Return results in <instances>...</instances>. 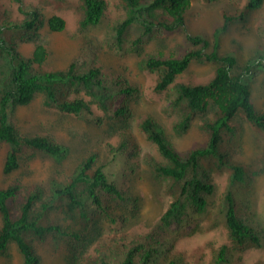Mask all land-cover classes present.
<instances>
[{
    "label": "trees",
    "instance_id": "1",
    "mask_svg": "<svg viewBox=\"0 0 264 264\" xmlns=\"http://www.w3.org/2000/svg\"><path fill=\"white\" fill-rule=\"evenodd\" d=\"M10 1L16 5V14L2 8L0 3V143L7 146L4 173L18 167V156L23 150L42 152L54 158H63L67 153V149L50 136L20 134L10 121L16 106L28 104L41 93L43 105L61 113H84L100 123L101 119L94 117L91 109V105H95L111 118L126 120L128 102L137 88L124 76L104 70L100 53L105 50L133 52L160 36L176 31L183 33L184 46L177 52H158L140 63L142 69L156 75L155 92L170 89L167 111L177 115L171 125L172 132L182 135L197 118L198 128L206 134V140L190 150L177 151L150 116L140 120V131L160 156L147 154L145 163L164 186L170 202L143 236L129 242L114 239L92 256L80 254L84 264H181L172 250L171 234L209 230L219 224L226 229L234 250L264 245V215L252 210L253 203L248 197L255 174L264 173V108L260 111L255 108L245 80L264 65V55L240 63L235 55L218 51L215 43L208 50L205 36L186 30L191 0H116L123 14L112 19L106 14L108 0H79L81 15L76 31L70 34L73 39L82 36L79 52L64 69L47 71L43 65L49 41L42 28L47 24L50 31H62L64 19L57 15L46 18L42 8L32 2ZM41 1L50 6L67 2ZM262 2L246 0L237 11L224 12L216 33L226 31L233 22L244 21ZM98 30L102 31L101 38L93 37L91 33ZM259 32L264 34V27ZM22 43L33 45L30 56L25 57L18 50ZM192 62L216 64L213 75L201 83L178 81V76ZM118 97L121 102L114 108ZM238 113L263 137L257 168L238 159L239 128L233 123ZM118 135L116 144H107L111 155L108 164L95 165L97 153L92 151L64 184L53 182L45 191L14 181L0 188V254H6L10 243H14L22 256L21 264H39L40 256L32 241H43L50 235L55 245L65 244L72 259L80 260L78 252L88 244L87 234L82 228L50 220L52 210L63 212L79 224L98 215L115 223L117 219L111 210L114 206L137 207L136 199L109 169L111 162L114 166L122 162L131 170L137 167V162L127 153L136 148L130 130L123 127ZM223 173L227 184L217 197L214 177ZM186 227H189L188 232ZM233 262L229 248L221 245L210 264Z\"/></svg>",
    "mask_w": 264,
    "mask_h": 264
},
{
    "label": "rangeland",
    "instance_id": "2",
    "mask_svg": "<svg viewBox=\"0 0 264 264\" xmlns=\"http://www.w3.org/2000/svg\"><path fill=\"white\" fill-rule=\"evenodd\" d=\"M25 1L41 7L46 18L57 15L64 19L65 27L62 31H50L47 24L42 28L43 34L49 41L48 56L43 69L47 71L64 69L72 57L79 52L83 41L82 36L73 39L70 35L76 31L77 21L81 15L78 7L79 0H67L65 3H56L53 6L44 5L41 0ZM245 1L191 0V7L186 15V30L191 34L205 36L209 42L208 50L215 43L218 51L235 55L240 63H247L259 55H264V34L259 32V29L264 27V0L261 7L251 11L244 21L233 22L226 31L216 33L222 23L223 13L237 11ZM116 2V0H108L106 12L108 19L123 14V9ZM0 3L2 8H9L16 14V5L10 0H0ZM91 35L101 38L102 31H94ZM181 46H184L183 33L176 31L148 41L133 52L115 53L105 50L100 53V63L104 70L124 76L137 88V93L128 102L129 115L126 120L111 118L95 105H91V109L93 116L101 119L100 123H96L93 117L84 113L79 115L61 113L44 106L41 93L36 94L28 104L18 105L13 109L10 121L20 134L50 136L64 146L67 153L63 158H54L42 152L23 150L18 156V167L10 173H4L2 168L7 146L0 143V188L18 181L22 185L37 186L47 191L53 182L64 184L79 163L92 151L97 153L95 165L108 164L111 155L107 144L117 143L118 132L123 127L130 130L136 143L135 150L127 152L128 157L137 162L135 169H128L127 164L122 162H119L117 166L111 165V162L109 169L118 176L121 186L136 199L137 207L114 206L111 210L117 219L115 223L105 216L98 215L79 224L63 212L52 210L50 220L64 226L82 228L89 242L78 252L80 260L75 261L68 247L63 243L55 245L50 235L43 241L33 240L32 244L40 256L39 264H84L80 254L92 256L114 239L129 242L143 236L154 226L166 209L171 198L165 193L164 186L153 177L144 160L147 154L157 158L160 156L155 146L140 131V120L150 116L176 150L181 152L202 145L206 140V134L199 130L197 118L182 135L172 132L171 125L177 119V115L167 111L170 89L161 93L155 92L153 87L156 75L142 69L140 62L158 52L165 54L177 52ZM32 49L31 43H22L18 47L25 57L31 55ZM215 67L214 63L192 62L177 80L186 83L205 82L213 75ZM245 80L250 87L251 100L255 108L258 111L262 110L264 108V65H260L252 74L246 76ZM120 102L121 97H118L114 108L118 107ZM233 123L239 128L238 159L245 165L257 168L263 137L241 113L235 115ZM214 181L216 195L219 197L227 184L226 174L216 175ZM248 197L253 203L252 210L260 216L264 215L263 172L255 174ZM198 222L202 223L201 220ZM188 228L186 227V232ZM171 236L174 239L172 250L180 258L181 264H210L213 254L221 245L229 248L234 259L233 264L264 262V245L244 251L234 250L227 238L226 229L221 224L209 230L181 235L173 233ZM21 262L22 256L14 243H10L6 254H0V264H21Z\"/></svg>",
    "mask_w": 264,
    "mask_h": 264
}]
</instances>
